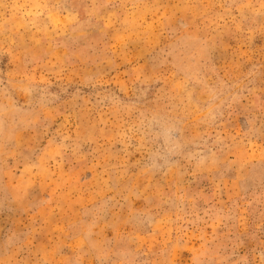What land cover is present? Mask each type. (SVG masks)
Masks as SVG:
<instances>
[{
  "label": "rangeland",
  "instance_id": "rangeland-1",
  "mask_svg": "<svg viewBox=\"0 0 264 264\" xmlns=\"http://www.w3.org/2000/svg\"><path fill=\"white\" fill-rule=\"evenodd\" d=\"M0 264H264V0H0Z\"/></svg>",
  "mask_w": 264,
  "mask_h": 264
}]
</instances>
